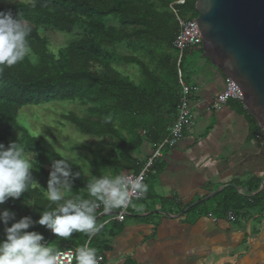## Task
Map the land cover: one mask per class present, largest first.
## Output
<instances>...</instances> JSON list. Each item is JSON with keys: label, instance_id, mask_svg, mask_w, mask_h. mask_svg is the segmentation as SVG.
<instances>
[{"label": "trees", "instance_id": "obj_1", "mask_svg": "<svg viewBox=\"0 0 264 264\" xmlns=\"http://www.w3.org/2000/svg\"><path fill=\"white\" fill-rule=\"evenodd\" d=\"M6 1L0 0V12L28 21L32 31L28 37L31 52L0 73V143L7 147L10 133H18L19 143L33 159V179H48L52 162L63 158L42 138L31 137L18 125L17 114L25 107L77 102L84 114L71 113L65 120L84 136L110 140L112 156L107 162L115 176L122 171L138 173L142 165L136 156L141 147L146 143L155 148L167 135L168 118L176 115L178 87L172 43L177 25L169 5L178 0H27L2 5ZM196 2L184 0L183 6L176 7L178 16L194 20ZM39 30L75 39L53 56ZM119 46L130 54L120 55ZM189 53L202 55V50L185 51L180 65L183 77ZM119 64L136 67L138 82L118 72L115 66ZM91 163L85 171L70 163L78 175L71 178V192L65 193V199H91L87 186L105 176L96 157ZM25 200L33 206L26 207ZM49 203L41 189L32 185L18 200L0 205V210L14 212L16 220L30 216L35 221L49 209ZM4 227L0 225V239ZM28 231L42 234V243L47 245L56 239L39 225Z\"/></svg>", "mask_w": 264, "mask_h": 264}, {"label": "crops", "instance_id": "obj_2", "mask_svg": "<svg viewBox=\"0 0 264 264\" xmlns=\"http://www.w3.org/2000/svg\"><path fill=\"white\" fill-rule=\"evenodd\" d=\"M187 59L183 80L196 89L190 95L192 126L146 175L148 191L132 215L121 224L97 216L101 234L89 246L103 257L101 264H264V145L255 139L260 127L235 101L211 111L227 79L202 55ZM174 119L171 114L167 133ZM153 149L143 144L140 165ZM109 156L75 165L85 171L96 157L104 174L114 177ZM228 212L234 223L226 220ZM88 243L84 233L74 232L49 246L75 252Z\"/></svg>", "mask_w": 264, "mask_h": 264}, {"label": "clouds", "instance_id": "obj_3", "mask_svg": "<svg viewBox=\"0 0 264 264\" xmlns=\"http://www.w3.org/2000/svg\"><path fill=\"white\" fill-rule=\"evenodd\" d=\"M32 29L28 21L13 17L10 12H0V73L23 61L31 52L28 37ZM67 159H57L51 164L47 189L49 209L43 210L39 219L24 216L16 220L15 213L0 210V225H4V237L0 239V264H58L59 253L42 243L44 236L28 229L39 225L57 238L68 239L74 232L84 233L88 240L99 234L102 225L97 223L96 210L103 206L104 213L126 208L131 203V195L143 196L148 186L137 178L129 184L120 176H102L87 186L91 199L75 196L64 198L71 192L72 172ZM33 159L25 147L10 142L7 147L0 143V205L9 199L18 200L37 182L32 177ZM26 207L33 206L25 200ZM52 204L56 206L51 207ZM10 224V226H9ZM103 257L96 248L89 245L75 250L77 264H99Z\"/></svg>", "mask_w": 264, "mask_h": 264}, {"label": "water", "instance_id": "obj_4", "mask_svg": "<svg viewBox=\"0 0 264 264\" xmlns=\"http://www.w3.org/2000/svg\"><path fill=\"white\" fill-rule=\"evenodd\" d=\"M194 10L202 56L264 129V0H197Z\"/></svg>", "mask_w": 264, "mask_h": 264}, {"label": "rangeland", "instance_id": "obj_5", "mask_svg": "<svg viewBox=\"0 0 264 264\" xmlns=\"http://www.w3.org/2000/svg\"><path fill=\"white\" fill-rule=\"evenodd\" d=\"M25 2L27 0H8L2 3V5ZM38 33L46 41L48 50L53 56L56 55V52L60 48H63L75 39L73 35L43 32L41 30ZM118 53L120 55L130 54L122 46L118 47ZM187 58L185 62L188 61ZM115 68L131 81L138 82L139 74L136 67L119 64ZM71 113L81 116L84 114V108L80 107L77 102H54L43 106H30L18 112L16 121L31 137L42 138L59 156L67 159L70 163L85 167L92 156L108 158V153L111 149L110 140L87 137L80 134L75 127L65 120V117ZM10 134L9 140L19 143V134L16 132H11ZM47 181L42 178L37 181L39 185L37 187L46 196L47 193L43 190L47 189Z\"/></svg>", "mask_w": 264, "mask_h": 264}, {"label": "built area", "instance_id": "obj_6", "mask_svg": "<svg viewBox=\"0 0 264 264\" xmlns=\"http://www.w3.org/2000/svg\"><path fill=\"white\" fill-rule=\"evenodd\" d=\"M184 5V0H178L169 5V10L173 14L176 25L177 34L172 43V48L176 53L175 69H176V84L178 87V102L176 107L175 119L171 123L167 135L160 141V143L153 149L149 157L145 159L141 169L138 173H128L123 177L129 184L135 182L137 178L141 179L144 183L146 175L151 172L154 164L160 159L161 153L166 149L173 148L181 139L184 130H188L192 126L191 120V107H190V95L196 92L194 87L188 86L184 80L180 70V65L187 49L201 48L202 41L198 30V27L194 20H185L178 16L176 7ZM235 101L242 104L241 92L235 86L234 83L227 80L224 90L216 95L210 106L211 111H218L222 106L228 102ZM255 139L264 145V129H259L255 135ZM141 196L136 194L131 195V203L126 208L114 209L111 213H104L103 206L96 210L98 215L108 216L109 222H116L121 224L125 218L132 215L136 211V202L140 200ZM226 220L230 223L236 221V217L233 213L228 212L226 214ZM58 264H77L75 259V252L72 250L59 251ZM102 263V259L99 264Z\"/></svg>", "mask_w": 264, "mask_h": 264}]
</instances>
